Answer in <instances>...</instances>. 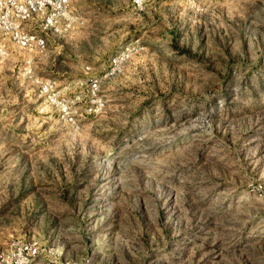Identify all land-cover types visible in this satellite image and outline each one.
I'll return each mask as SVG.
<instances>
[{
	"label": "rangeland",
	"instance_id": "1",
	"mask_svg": "<svg viewBox=\"0 0 264 264\" xmlns=\"http://www.w3.org/2000/svg\"><path fill=\"white\" fill-rule=\"evenodd\" d=\"M68 10L0 55V264H264V0Z\"/></svg>",
	"mask_w": 264,
	"mask_h": 264
},
{
	"label": "built area",
	"instance_id": "2",
	"mask_svg": "<svg viewBox=\"0 0 264 264\" xmlns=\"http://www.w3.org/2000/svg\"><path fill=\"white\" fill-rule=\"evenodd\" d=\"M138 5L139 0H132ZM69 0H0V55L5 54L7 43L22 49L34 50L39 53L45 51L46 42L39 31L59 34L67 32L72 22L68 10ZM129 46H125L119 52V57L129 54ZM23 70L31 75L29 60L25 62ZM38 85L39 93L46 105L51 107L56 115L65 122H72L74 111L72 102L56 91L50 80L34 79ZM89 92L93 95L98 87V80L89 77L85 80ZM79 100V97H74ZM99 101H92L83 109L87 114L96 113ZM21 260L25 257L19 253ZM22 262V261H21Z\"/></svg>",
	"mask_w": 264,
	"mask_h": 264
}]
</instances>
